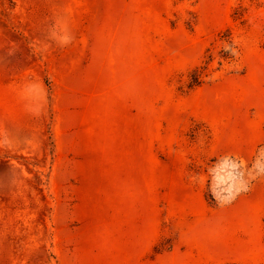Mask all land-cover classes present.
<instances>
[{
    "label": "rangeland",
    "instance_id": "1",
    "mask_svg": "<svg viewBox=\"0 0 264 264\" xmlns=\"http://www.w3.org/2000/svg\"><path fill=\"white\" fill-rule=\"evenodd\" d=\"M0 264H264V0H0Z\"/></svg>",
    "mask_w": 264,
    "mask_h": 264
}]
</instances>
